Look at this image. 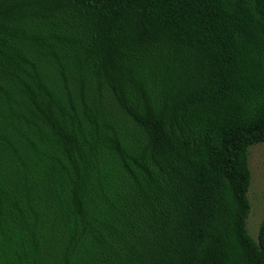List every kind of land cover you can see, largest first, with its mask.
<instances>
[{
	"label": "trees",
	"instance_id": "trees-1",
	"mask_svg": "<svg viewBox=\"0 0 264 264\" xmlns=\"http://www.w3.org/2000/svg\"><path fill=\"white\" fill-rule=\"evenodd\" d=\"M264 0H0V264H264Z\"/></svg>",
	"mask_w": 264,
	"mask_h": 264
},
{
	"label": "rangeland",
	"instance_id": "rangeland-1",
	"mask_svg": "<svg viewBox=\"0 0 264 264\" xmlns=\"http://www.w3.org/2000/svg\"><path fill=\"white\" fill-rule=\"evenodd\" d=\"M248 165L251 181L247 194L250 209L246 229L248 234L256 239L264 218V143L249 148Z\"/></svg>",
	"mask_w": 264,
	"mask_h": 264
}]
</instances>
